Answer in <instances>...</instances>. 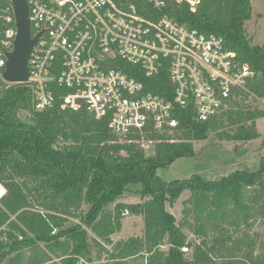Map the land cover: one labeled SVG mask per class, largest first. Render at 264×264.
Listing matches in <instances>:
<instances>
[{
	"label": "trees",
	"instance_id": "obj_1",
	"mask_svg": "<svg viewBox=\"0 0 264 264\" xmlns=\"http://www.w3.org/2000/svg\"><path fill=\"white\" fill-rule=\"evenodd\" d=\"M116 2L133 4L146 17L155 14L145 0ZM157 14L220 35L256 77L237 88L227 108L214 118L198 121L190 110L181 109L172 135L150 134L154 152L146 155L138 135L120 141L106 120L85 110L61 109L60 100L34 109L28 84L4 81L1 68L0 184L5 193L0 198V264H26L21 262L22 250L33 246L36 251L39 243L55 251L62 264L91 261L88 229L99 250H104L103 243H112L111 235L122 227L125 203L108 206L129 190L143 198L131 210L142 214L144 233L116 245L113 264L138 254L146 256V264H264V252L256 253L260 233L250 232L256 199L248 194L249 189L264 191V156L256 169L241 167L215 180L193 174L167 181L157 174L177 158H194L193 141L209 138L220 128L226 139L258 136L255 121L264 110L240 103L249 96L264 97V46L245 30L251 0H200L194 9L166 0ZM143 80L147 90L170 97L165 70ZM185 189L190 195L183 201L184 221L178 223L166 203L173 204ZM184 224L190 226L193 240L187 238ZM164 244L166 249L161 248Z\"/></svg>",
	"mask_w": 264,
	"mask_h": 264
},
{
	"label": "built area",
	"instance_id": "obj_2",
	"mask_svg": "<svg viewBox=\"0 0 264 264\" xmlns=\"http://www.w3.org/2000/svg\"><path fill=\"white\" fill-rule=\"evenodd\" d=\"M145 1L156 15L116 0H26L30 37L37 36L24 82L34 109L60 100L61 109L85 110L117 136L138 135L145 145L154 143L152 133L171 135L181 109L198 121L214 118L256 77L220 35L158 15L166 0ZM175 1L194 9L200 0ZM0 23L1 69L17 34L12 0H0ZM162 70L169 98L147 90L143 80Z\"/></svg>",
	"mask_w": 264,
	"mask_h": 264
},
{
	"label": "rangeland",
	"instance_id": "obj_3",
	"mask_svg": "<svg viewBox=\"0 0 264 264\" xmlns=\"http://www.w3.org/2000/svg\"><path fill=\"white\" fill-rule=\"evenodd\" d=\"M251 4L252 15L245 23V30L254 43L264 46V0H251ZM0 84L2 86V83ZM240 103L243 106L247 105L251 108L264 110V97L256 98L254 96H249ZM255 124L258 136L249 140L223 138L220 133L224 130L220 128V130L213 132L209 138L193 141V148L196 154L194 158H177L168 166L158 168L157 174L167 181L189 178L193 174L201 175L208 180H215L241 167H248L251 170L256 169L260 157L264 156V116L257 118ZM224 129L230 130L232 128L227 127ZM119 140L124 141L121 137H119ZM139 144L146 155L154 152V143L142 145L140 142ZM0 189L4 194L5 188L1 184ZM248 194L251 195L250 198L253 200L254 198L256 199V201H254L253 211L255 213L252 217L253 224L250 232L260 233V241L257 245L256 253H263L264 191L257 190L253 192L249 189ZM189 195L190 191L185 189L173 204L170 205L166 203L167 210L173 213L178 223L184 221L182 213L183 201ZM142 200L143 198L140 194H136L133 190H129L115 200L114 203L110 204L108 207L113 208L115 203L123 202L125 203L123 211L126 209L128 210L127 215H122L121 230L111 235L112 243H103L104 250H99L98 246L94 244V234L88 229L89 243L92 245V259L89 261L82 258L79 259L76 264H113L112 254H114L116 245L124 242L129 237L142 236L144 233L142 214H136L131 210V205L133 203L139 204ZM69 220L72 222L77 221L75 218H69ZM183 230L189 240L194 239L195 236L188 224L183 225ZM161 248L166 249L167 245L164 244ZM184 250H186V248H184ZM22 252L24 253V258L21 261L22 263L27 260L26 264H62V258L57 257L58 254L48 249L43 243H39V249L36 251L32 246L24 248ZM28 256L29 258L26 259ZM218 262H220V260H216L215 264ZM118 264H146V256L138 254L137 256L126 258L123 262Z\"/></svg>",
	"mask_w": 264,
	"mask_h": 264
},
{
	"label": "water",
	"instance_id": "obj_4",
	"mask_svg": "<svg viewBox=\"0 0 264 264\" xmlns=\"http://www.w3.org/2000/svg\"><path fill=\"white\" fill-rule=\"evenodd\" d=\"M14 8L17 34L14 39L13 50L6 53L5 68L2 79L9 83L25 82L28 79L27 61L37 36L30 37V23L26 0H12Z\"/></svg>",
	"mask_w": 264,
	"mask_h": 264
}]
</instances>
